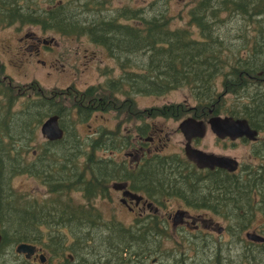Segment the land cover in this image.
Listing matches in <instances>:
<instances>
[{
  "label": "trees",
  "instance_id": "1",
  "mask_svg": "<svg viewBox=\"0 0 264 264\" xmlns=\"http://www.w3.org/2000/svg\"><path fill=\"white\" fill-rule=\"evenodd\" d=\"M17 1L19 0H0V26L18 22L37 24L44 30L56 29L65 33L87 35L93 43L103 46L117 63L120 60L124 73L106 80L104 86L93 85L86 88V91L81 92V99L71 105L69 109L76 108L80 116H87L94 109L91 105L98 106L99 109L107 107L104 102L108 94L115 97L117 93L125 95L120 103L130 108L131 104H135L132 95H161L172 89L188 87L197 100V107L205 112L209 108L213 115H219L222 111V99L226 94L234 95L233 104L224 107L223 114L245 118L251 127L264 130V81L259 80L257 75V71L264 67V24L262 28L263 21L259 18L264 11L258 7L260 0H199L189 12L190 21L199 27V39L193 37L186 28H170L169 18L162 11L143 15L141 10L131 12L129 8H124L117 15L108 14L103 18L102 15L99 17L101 10L98 8L104 9V0H84L82 9L86 14L89 16L92 11V15H97L80 20L79 12L69 11L62 4H49L52 7L45 10L30 6L22 9ZM262 4L264 6V0ZM230 6L232 8L228 9ZM225 9L243 14L247 20L255 17L254 21L260 24L259 39L254 36L253 47L246 52L244 58L240 55V45L230 39L226 41L223 31L217 27L216 22L220 18L218 12ZM260 36L263 37L261 40ZM133 56L137 58L132 60ZM143 56L146 59L142 60ZM2 69L0 65V72ZM220 75L223 91L217 93L215 82ZM6 78L2 77L4 80ZM254 78L262 86L254 84L255 88L248 91ZM2 79L1 83L4 82ZM1 83L0 97L4 101L0 100V181L7 158H11L12 173L27 172L37 177L57 198L50 205L39 204L35 200L26 201L22 205L14 199L5 202L0 191V255L6 247L11 248L20 242L35 244L36 240L43 241L35 230L39 229L38 222L50 223L54 220L56 224L67 223L73 235V243L69 249L77 253V264H83V261L89 264H113L109 259L111 257L116 264H148V256L157 252L159 238L155 239L153 234L147 237L148 234L142 231L123 229L115 221H100L97 213L92 214L93 209L90 206L88 208L75 205L61 199V194L75 188L82 191L88 200L98 194L105 195L99 181L122 176L127 168L115 163L110 157L99 158L96 152L100 148L112 152L122 148V145L127 146L126 138L121 144H116L111 131L100 130L95 138L83 142L78 140L75 133L70 137L64 133L59 140H46L39 151L34 148L32 160H23L22 151H29L30 145L24 139L33 137L36 124H41L51 114H57L60 124L64 126L62 119L66 117L69 109L61 100H56L55 96L46 97L37 90V95L26 97L21 108L13 112V105L18 100L11 94V82H6V86ZM101 91L104 96H98L97 93ZM94 97L100 99L96 100ZM87 102H91V105ZM106 103L108 104L107 101ZM119 106L121 105H116ZM131 107L136 109V105ZM193 110L194 107L183 104H168L137 110L139 113L136 118L142 119L147 113L151 117H182ZM80 154L86 156L82 164L77 162ZM175 159L177 157L172 155L152 160V167L146 169L149 171L146 180L150 184L148 187L151 192H161L160 187L155 185L158 181L156 174L166 172L169 177L167 183L171 186L167 190L177 197L185 194L197 208L221 213L230 217V220L233 215L235 221L248 219L256 211L255 208L264 213V173L257 175L255 172L258 169L254 171L247 168L244 173H232L229 184L218 180L223 175L213 173L209 184L204 186L207 192L202 195L195 186H188L186 190L185 186H178L176 182L173 184V178L183 173V169L174 166ZM185 170L192 174V167L187 166ZM238 226L247 225L243 223ZM229 228L235 230L237 227L230 224ZM255 243L264 248V242ZM84 250L92 254V259L97 256L98 261L91 262L89 256L83 257ZM101 252L104 254L103 262L100 261ZM180 260L177 259L176 262Z\"/></svg>",
  "mask_w": 264,
  "mask_h": 264
},
{
  "label": "rangeland",
  "instance_id": "2",
  "mask_svg": "<svg viewBox=\"0 0 264 264\" xmlns=\"http://www.w3.org/2000/svg\"><path fill=\"white\" fill-rule=\"evenodd\" d=\"M198 1L104 0V9L96 8L101 10L99 17L102 15L103 18H106L105 15L108 14L117 15L124 8H129L131 12L141 10V14L143 15H150L152 12L158 13L162 11L169 18L170 28H186L191 32L193 37L199 39V27L190 21L189 13L190 9ZM262 1L260 0L258 7L264 11ZM17 3L22 9L30 6L39 10L49 9L52 7L49 4L57 3L62 4L69 11L74 10L79 12L78 17L80 20L88 16L85 10L82 9L84 0H19ZM231 8L232 6L228 9ZM228 9L218 12L220 18L217 19L216 24L219 30L223 31L226 41L230 39L231 42L240 45V55H243L242 57L244 58L246 52L253 47L254 36L259 39L260 24L254 21L255 17L247 20L245 15L232 12ZM92 14L94 13L91 11L88 17L91 18V16L97 15L96 13L95 15ZM136 17L139 16L137 15ZM259 18L263 21L261 23L263 28L264 13L261 16L259 15ZM133 21L130 20V22ZM31 32L47 40V43L42 42L38 45V53H35L36 43L31 39L32 36H28L26 39L24 38L23 43L18 40L20 36H25ZM262 38L260 36V40ZM136 58L133 56L132 60ZM143 59H146V57L143 56ZM118 63L116 59L106 52L103 46L93 43L87 35L65 33L56 29L44 30L37 24H19L18 22L8 26H0V65L3 67L2 72H0V79L7 77L6 80L2 79L4 81L3 83H0L6 86V82H11V94L15 95L18 100L13 105V112L21 108L26 97L37 95V90H40L41 94L46 97L49 95L55 96L56 100H61L62 104L69 109L74 101L81 99V92L86 91V88L93 85L104 86L106 80L117 78L124 73L120 66V60ZM221 79L222 76L220 75L215 82L217 93L223 91ZM256 81L257 79H252L248 91L255 88L253 86L254 84H257L255 86H262V84H258ZM28 86L31 87L28 88ZM97 94L98 96L103 95L102 91ZM98 98L96 97L95 99L98 100ZM124 98L125 95L120 93H117L116 97L108 94L104 102L108 106L104 107L102 111L99 110L93 113L90 117L80 116L74 107L69 109L66 111V113L68 112L66 117L62 119V124H64L62 126L66 129V136L70 137L72 133H75L78 140L84 142L88 139L95 138L100 133V130L109 132V129L113 128L115 130L118 126L119 132L115 137V143L121 144L127 134L130 133L131 136L133 135L135 131L134 126L140 121L138 118H135L138 112L137 110L140 111L144 110V108L160 107L168 104H183L187 107H194L197 113L200 110L197 107V100L194 99L188 87L172 89L161 95H132L135 104H131L130 108L125 107V105L122 106L120 103ZM0 100L4 101V98L0 97ZM222 100H224V106H221L222 111H220L219 115L225 116L227 114H223V109L233 104L235 96L226 94ZM82 103H85V101ZM117 104L121 106L116 107ZM131 106H134L136 109ZM128 109L131 112L130 114L127 112ZM194 112V110L189 111L182 117L152 118V120H155L154 128L162 129L163 157L166 158L174 153H182L185 140L179 131L178 124L186 116H192ZM40 125L36 124V131L31 139H24L30 145L29 151H22L24 155L22 157L23 160H32V150L35 148V150L39 151L41 144L47 140L40 132ZM215 139V134L208 130L206 135L197 143L198 147L208 152L236 158L240 164L237 173H244V170L247 168L254 171L258 169L259 171L255 172L257 175L264 173V147H262V143H264V130L258 134L257 142L239 138L232 140L229 145H225L223 142H218ZM131 141L133 146L129 144L127 146L122 145V148L112 152H109L108 149L100 148L97 150L96 155L99 158H107L111 155L116 160L126 158L129 162H134L140 154V149L138 150L137 148L138 143L136 140L133 142L131 139ZM18 143L17 145H19ZM21 143H23V139ZM154 144H148L146 148L150 149ZM84 148H86L85 145ZM78 157L77 162L79 164H82L86 159V156L82 154L78 155ZM12 162L13 160L11 158H7L0 181V191L5 202L14 199L24 205L27 203L26 201L35 200L39 204L44 203L50 205L52 200L57 198V195L49 192L47 186L41 183L37 177L29 175L27 172L12 173L10 170V163ZM156 175L158 180L162 177V174L158 173ZM165 176L166 172L163 173V178ZM112 180H110L109 185L112 184ZM174 181H176V177L175 179L173 178ZM198 191L199 194L201 193L203 195L207 192V189L200 186ZM165 192L163 195L157 192H151L148 197L157 203L161 209L163 206L160 203L163 202L168 205L167 208H170V205L175 207L176 204L181 203L179 201L181 199L176 195L170 193L168 190ZM109 194V196L98 194L88 200L84 197L82 191L75 188L67 193L61 194V199L74 203L75 205H84L88 208L90 206L93 209L92 214L96 215L97 213L98 218H101L100 221L115 219L117 224L123 227V229L128 228V225H131L133 219L140 216L137 213L138 209L135 208L130 211L127 206L123 205L120 202V198L122 197L120 191L117 192L111 189ZM255 210L248 219L243 218L235 221V218H233L235 216L233 215L230 220L225 219L221 213H215L205 208H196L195 214L215 220L217 223L214 226L216 227L222 226V233H218L217 228L211 236H207L205 232L199 231V236H192L190 238L192 240L189 243L187 240L183 241L180 238H174L173 234L168 233L160 241L156 249L157 252L148 256L147 263L261 264V262H264V248L245 237L246 232L256 231L264 236V213L256 208ZM160 213L163 215V211ZM159 218L163 217L159 216ZM243 223L247 226H238ZM230 224L235 225L237 228L235 230L230 229ZM38 226L39 229L35 230L39 232L43 241L38 242L36 240L34 243L44 248V255L48 260V264L58 262L59 257L64 253L65 255L68 253L73 255L74 263L72 264L79 262L77 253L71 252L69 249L73 243V235L67 223L61 222L56 224V221L53 220L50 223L38 222ZM202 227L206 229L204 226ZM14 252V246H11V248L6 247L5 251L0 255V264H31L22 254L16 252L14 254ZM82 255L83 257L89 256L91 262L93 260L98 261L97 256H95V259H92V256H90L92 254L87 252V250H84ZM153 257L157 259L152 261ZM102 258H104L103 253L102 257H100L101 262L104 261ZM109 259H111L113 264H116L114 258L112 259L111 257ZM177 259H181V262H176ZM100 261L99 263H101ZM83 263L86 262L83 261Z\"/></svg>",
  "mask_w": 264,
  "mask_h": 264
},
{
  "label": "flooded vegetation",
  "instance_id": "3",
  "mask_svg": "<svg viewBox=\"0 0 264 264\" xmlns=\"http://www.w3.org/2000/svg\"><path fill=\"white\" fill-rule=\"evenodd\" d=\"M28 36H32L31 39L34 40L36 43L35 53H38L39 51L38 45L40 43L42 42L47 43V40L45 38L36 36L32 32L25 36H20L18 38L19 42L23 43L24 42L23 39L24 38L26 39ZM257 75H258L259 80L264 81V67L262 70L257 71ZM87 103L90 104L91 102L90 103L87 102ZM91 106L94 109L91 110L90 113L86 117H90L93 113H96L99 110L100 111L103 110V109H99L98 106H93V105ZM194 111L196 112V110ZM127 112L129 114L131 113L129 109L127 110ZM195 112H194V115L186 116V117H193L197 120H201L205 122L207 125L205 127L204 135L202 137H196V136L193 137L190 143L193 147L205 151L203 148H199L197 143L200 142L201 138H203L206 135V132L210 130L209 124L207 123V121L211 116H213V113L209 108L207 109L206 112L204 111V109H200L199 114ZM155 117H160L161 119L167 118V117H164L163 115L155 116ZM155 117H151V115L147 113L142 119H139L140 121L138 123L135 124L134 126L135 131L133 135L131 136L129 133L125 137L130 146H133L131 139L133 140V142L134 140H136L138 143L137 148L138 150L140 149L139 150L140 154L136 157V160L134 162H129L126 158L116 160L111 155L108 156L115 163L121 164L122 166L126 167L127 172L123 174L122 176H118V177L114 176L113 178L107 179L105 181L100 180L99 184L103 187L101 188V191H105L106 192L105 195L107 196L110 195L109 191L111 189H114L117 192L120 191L122 194V197L120 198V202L123 205L127 206L130 211H132L135 208L138 209L137 213L140 215L133 219V222L131 223V225H128V228L136 232L142 231L148 234L146 235L147 237L152 236L151 234H153V237L155 239L159 238L161 241L163 240L164 237L167 236L168 233H171L174 235V238H180L183 241L185 240L191 241L192 239L190 238L192 236H195V237L199 236V231L205 232L207 236H211L213 232L215 231V229L217 228L218 233H222L223 227L214 226V224L217 223L215 220L201 217L200 215L195 214V211L197 208L196 206H194L195 203L193 201L190 202L186 198L185 194L183 193L180 194L181 197L178 196V198L181 199L179 200L181 202L180 204H176L175 207H173V205H170V208H167L168 205L165 202H163V203H160L163 206L162 209L157 203H155L152 199L148 197V195L151 194V190L148 187V184H149L148 180H146V176L147 174H149V171H147L146 169H148L149 167H152L153 159H156L157 157H161L162 159L164 158L162 154L163 153V139H162V134H161L162 129L154 128L155 120H152V118H155ZM59 125L62 127V125L60 124V119H59ZM109 130L112 132V137L114 139L113 141L115 142L116 139L114 138V134H116L117 136V133L119 132V127L117 126L115 130H113V128ZM259 133H261V130H258V134ZM183 138L186 142L184 135H183ZM242 139L245 140L247 138L242 137ZM215 140H217L218 142H223L225 145H229L232 141L229 137L220 138L217 136ZM256 140H250V141L257 142ZM185 142H184V145H185ZM151 143H155V144L150 149L146 148V145L151 144ZM262 147H264V143H262ZM205 152H208V151H205ZM173 155L177 157V159H175L176 163L175 165L174 164L173 165L178 166L181 169H183L182 171L183 173L181 172L182 175L177 177L176 181L174 182H176L178 186L180 185L186 186V188L188 186L189 188L190 186H195L197 188H199L200 186L206 187L209 184L208 182L210 178L214 176L213 173L223 175V178H221L222 177L221 176L220 178H218V180L224 181V183L229 184L231 174L237 173V171L239 170V165H240L238 161V168L235 171H229L228 169L222 168V167H214L212 169L207 168V167L199 168L194 162L187 159L185 155L184 146L182 148V153H174ZM187 166L192 167L193 175L189 172H186L185 169ZM161 174H162V177L158 181H156L155 185H158L160 187L161 189L160 194L163 195V193H166L165 191L170 186L167 187L168 183H166L169 177L166 176L165 178H163V172H161ZM110 180L113 181L111 185H109V183L111 182ZM170 181H172V178ZM194 200L196 199L194 198ZM132 204L133 206L131 207ZM162 211H163V215L160 213ZM159 216L163 218H159ZM228 218L230 217H225V219H228ZM110 221L117 222L115 219H107L104 222H110ZM202 226H204L206 229H204ZM152 227H155V228H152ZM151 231L152 233H150ZM33 245H35V251L33 255L30 258H26V260L31 264H48V260L46 259V256L44 255V248L37 244H33ZM154 259H157V258L153 257L152 261ZM72 263H74L73 255L71 253H68L65 255L64 253L61 255V257H59L58 262H53L51 264H72Z\"/></svg>",
  "mask_w": 264,
  "mask_h": 264
},
{
  "label": "water",
  "instance_id": "4",
  "mask_svg": "<svg viewBox=\"0 0 264 264\" xmlns=\"http://www.w3.org/2000/svg\"><path fill=\"white\" fill-rule=\"evenodd\" d=\"M207 123L210 130L220 138L229 137L231 140L245 137L249 140L258 138V130L251 127L248 121L242 117L233 116H211ZM206 123L197 120L193 117H186L178 125V128L185 136L186 142L184 145L185 155L187 159L194 162L199 168L207 167H222L229 171H235L238 167L236 158L219 155L213 152H205L191 145L193 137H202L205 133ZM40 132L49 141L59 140L64 136V130L59 125V116L57 114L49 115L40 125ZM245 237L254 242H264V236L256 232H246ZM2 235L0 232V242ZM14 251L19 254H24L26 258L30 257L35 251V245L20 242L16 244Z\"/></svg>",
  "mask_w": 264,
  "mask_h": 264
}]
</instances>
